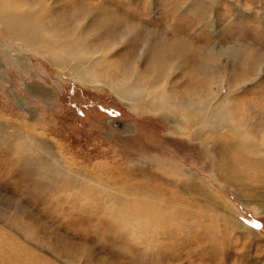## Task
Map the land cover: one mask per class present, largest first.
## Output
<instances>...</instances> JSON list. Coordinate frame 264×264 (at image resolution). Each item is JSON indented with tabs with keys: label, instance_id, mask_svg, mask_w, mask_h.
Listing matches in <instances>:
<instances>
[{
	"label": "rangeland",
	"instance_id": "obj_1",
	"mask_svg": "<svg viewBox=\"0 0 264 264\" xmlns=\"http://www.w3.org/2000/svg\"><path fill=\"white\" fill-rule=\"evenodd\" d=\"M12 2L43 10L46 41L76 49L101 84H83L44 54L20 49L0 27V264H264V200L241 197L240 185L224 179L215 149L221 135L204 130L194 139L152 110L163 97L176 115L197 122L191 109L205 100L200 90L222 77L214 104L226 105L254 140L250 152L264 150V112L253 105L264 100V0ZM175 36L202 50L174 51L168 39ZM135 69L133 103L109 85L121 87ZM236 100L247 124L238 121ZM191 179L201 187L182 192ZM202 186L217 206L196 205ZM143 192H155L154 204L164 200L166 210L216 216L219 206L254 230H226L219 219V240L209 239V228L188 229L196 215L157 227Z\"/></svg>",
	"mask_w": 264,
	"mask_h": 264
},
{
	"label": "bare ground",
	"instance_id": "obj_2",
	"mask_svg": "<svg viewBox=\"0 0 264 264\" xmlns=\"http://www.w3.org/2000/svg\"><path fill=\"white\" fill-rule=\"evenodd\" d=\"M12 1L13 0H0V27L2 28L5 36L10 39V41H16L19 44L20 49L24 51L44 54V56L51 64L63 70L65 74L72 76L74 79L82 82L83 84H101V81L94 77L95 72L93 73L81 67V64H83L82 58L80 55H78L76 49L69 45H62L59 42L46 41V39L50 37L49 34L45 32L47 29L43 25L42 20L39 18V16L42 15L43 10L39 12L37 10L32 12V8V10L30 11L26 9L27 12L26 10L22 9L18 10L17 6ZM178 32L180 34H184L181 29ZM168 41L170 42V45L173 46L172 49L174 51H180V53L182 51L184 53L183 55L185 56H188L186 52H188L187 50H191L190 46H197L193 45V43L191 42H187L186 37L184 36H175L174 39H168ZM200 47L202 46L200 45ZM200 47L197 46L196 49L202 50V48ZM205 47L206 46H204L203 50L205 49ZM196 53L199 52L193 51V54ZM193 54L192 52H190V55ZM74 59H76L77 64L75 63ZM137 75L138 70L135 69V71L130 74V80L126 82L123 81L121 87L118 86L117 83L109 86L111 90L121 99L134 103L136 101L134 99L136 85L133 84L132 81ZM217 79V82H212L209 84V86L200 90V94H205V100L197 99L201 102V106L199 108L193 107L191 109L192 112H196L194 118H196L198 125L196 124L197 122H193V117L192 120H187V117L189 116L188 114H182L183 117L176 115V111L171 106V104L169 105V101L167 99H164L163 97L162 101L159 104L155 103L154 105H152L154 107L152 108V110L154 112L163 113L169 118L174 119L178 124L179 130L182 133L185 132L189 134L194 139H200L201 137H203L205 135L204 130L206 131V133L215 134L216 136L217 134L221 135V137H219L218 143L215 144V149L217 148L219 150L218 153L220 152V156L224 161L222 166H220L224 179L228 180L230 183L231 181L237 182L240 185V188L236 189L237 194H239L241 197L249 199L251 201H254V198L264 200V150L255 148L252 151L253 153L250 152V144L253 143L254 140L245 132H243V129L237 126L234 121H232L233 117L230 113V109L226 105L217 107V105L214 104V102L217 100V95L222 92L223 88V78H220V83ZM140 92L145 93V90L140 87ZM195 92H197V90H195ZM236 101H239L238 103L234 104L238 121L240 122V120H242L241 123L247 124V122H249L251 118L246 114V112L244 113L245 110H241V100ZM138 104L140 106H143V104L140 102H138ZM253 105L257 106V109L260 107L261 111L264 112V100L262 98H260L258 101H254ZM138 108L140 109L141 107L138 106ZM181 118H185L186 120L182 121ZM194 126L195 130L193 132H186L190 128L194 129ZM223 130L226 131L223 132ZM227 134H229L230 137H228ZM32 149L37 150V148L35 147H33ZM215 149L213 150L215 154H217ZM64 169H67L66 172L69 174L76 173L71 172L70 168L68 169L67 167H64ZM74 177L76 178V180H78V182L81 181L83 184L86 183L93 189L98 190L100 188V183L96 180L92 181V177H89L87 175L81 176V174H76ZM186 184H188L186 185L188 188L183 189L182 192L184 193H187V191L192 188L201 187V184L196 179H191ZM102 186V192L108 193L109 195L112 194L114 195V198H117L115 193L113 194V190L107 189V186H105L104 184H102ZM110 187L108 185V188ZM203 189L204 191H202L201 193L198 192L197 197L200 196L201 199H197L196 205L198 207H208V205L210 207L217 206L214 196L211 195V193L209 194L210 191L208 192V190L204 187ZM138 192L134 191L133 193L135 194V196L142 193ZM150 193H152L153 196L155 192H148V197L146 193L143 192L141 197L148 198V200L145 201L146 204L144 203L147 207L146 213L149 216L151 214L150 219L151 221L155 222L157 227L158 225L166 226L167 224L173 222L185 223L186 218L190 220L191 218H189V216L196 215L195 220L188 224V229L191 230V228H195L196 224L198 225V227L203 226L205 230L209 228V232L207 233V237L209 239L212 238L213 240H219L217 239L218 233L216 232V226L220 225L219 219L224 221L226 230L231 229L228 227H234L247 231L249 234H251L254 230L253 228L245 224L243 220L241 221L240 219H235L230 215L225 214L223 211H221L223 209H216L219 206L214 210V215L216 216H211L209 213H207V215L202 214V216H199L198 214H196L197 212L193 213L182 206H174L172 210H166L165 206L167 204H164V200L163 205L160 204L159 206V204H154L157 203V201L153 199ZM115 201L117 200L113 199L112 202ZM259 208L264 210V206L261 207V205H259ZM134 215L135 213L132 214V216ZM177 218L179 219L176 220ZM195 221L197 223H195Z\"/></svg>",
	"mask_w": 264,
	"mask_h": 264
}]
</instances>
